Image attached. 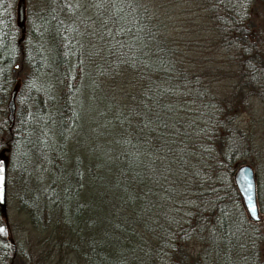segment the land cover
Listing matches in <instances>:
<instances>
[{
    "label": "trees",
    "instance_id": "obj_1",
    "mask_svg": "<svg viewBox=\"0 0 264 264\" xmlns=\"http://www.w3.org/2000/svg\"><path fill=\"white\" fill-rule=\"evenodd\" d=\"M178 1L0 0V149L18 208L67 238L59 264H264L232 182L263 148L234 116L264 99V0H195L187 31ZM208 29L226 67L189 56ZM0 264H25L1 228Z\"/></svg>",
    "mask_w": 264,
    "mask_h": 264
},
{
    "label": "rangeland",
    "instance_id": "obj_2",
    "mask_svg": "<svg viewBox=\"0 0 264 264\" xmlns=\"http://www.w3.org/2000/svg\"><path fill=\"white\" fill-rule=\"evenodd\" d=\"M17 3L15 4V11ZM176 4V17L174 18L176 19V29L182 27L186 31L188 29L194 30L197 28L198 24L201 25L204 24V21H208L207 11L202 8L197 9L196 7H194L195 0H180L176 2L175 5ZM257 9L260 10L261 7H257ZM251 14L253 17V21L259 27H262L264 24V17L258 16L257 12H252ZM195 32L199 33V35H192V37L196 39L195 41H197L198 44L195 45L193 52L192 50H190L191 52H189V56L200 60V64H198V67L202 68L204 66L202 64L203 62H211V65L213 66L212 68L217 67L220 69V67H226L222 64V60L224 59L221 48L222 46H219V44H217L214 47H207L208 45H210V42H212L211 39L207 38L211 34H213L214 31L208 29L204 32L201 31L202 33L199 31ZM189 34V32L188 34L186 33L187 36L179 40V42H181V47H184V42L187 43V38H189V40H192ZM187 46L188 45H185V47ZM190 48L192 49V45H190ZM199 48H202V50H198ZM209 58L212 61H209ZM201 59H204V61L201 62ZM225 82L226 80L223 81L222 84H225ZM225 86L227 85L225 84ZM7 98L5 99L3 104L5 112H0V119L3 118L6 120ZM249 98L250 99H248L247 106L242 108L240 107V109L236 112L237 114L234 116V118L237 125L247 133L251 134L254 142L262 145L263 147L258 155L252 156L253 160L246 161H251L255 170L256 168L254 163L258 166L259 176L258 173L255 172L256 177L258 176L256 188L257 203L259 204V206L260 203H262V206L264 208V99H260L259 96L255 95L249 96ZM2 157L5 160V178L4 200L2 203H0V228L10 241H16L25 264H59V262L66 261L69 258L73 257L66 237L61 236L59 233L55 234L48 228L37 227L33 225L29 221L25 212L22 209L18 208V200L14 195L13 187L14 172L6 168L7 155L4 151ZM260 198L261 201H259ZM260 212L262 214L263 220L260 225V229L262 230V232H264V212L261 210ZM188 243V246L191 249H195L197 247L196 242H194L193 240ZM262 255H264V253Z\"/></svg>",
    "mask_w": 264,
    "mask_h": 264
},
{
    "label": "water",
    "instance_id": "obj_3",
    "mask_svg": "<svg viewBox=\"0 0 264 264\" xmlns=\"http://www.w3.org/2000/svg\"><path fill=\"white\" fill-rule=\"evenodd\" d=\"M16 24L20 31H23V6L19 2L16 5ZM17 64L14 63L13 67ZM13 70V68L11 69ZM15 87H13L6 101L8 125L11 122L14 111ZM3 151L0 150V203L4 200V178H5V160L2 157ZM256 173L249 162H242L235 166L232 172V182L239 196L241 207L248 220L257 222L262 219V214L258 209L255 192Z\"/></svg>",
    "mask_w": 264,
    "mask_h": 264
},
{
    "label": "flooded vegetation",
    "instance_id": "obj_4",
    "mask_svg": "<svg viewBox=\"0 0 264 264\" xmlns=\"http://www.w3.org/2000/svg\"><path fill=\"white\" fill-rule=\"evenodd\" d=\"M224 43H226V42H224ZM230 49V48H229ZM228 49V50H229ZM227 50V51H228ZM231 50V52H232V49H230ZM225 54H228V52H226ZM254 169V168H253ZM236 190V189H235ZM255 192H256V181H255ZM238 195V194H237ZM257 198V197H256ZM238 200H239V196H238ZM240 202V201H239ZM258 204V203H257ZM258 209H259V206H258ZM260 211V210H259ZM261 221V220H260ZM257 222H259V221H257Z\"/></svg>",
    "mask_w": 264,
    "mask_h": 264
}]
</instances>
